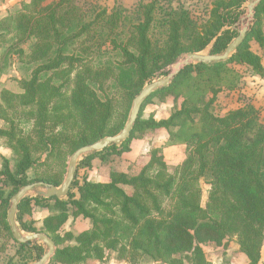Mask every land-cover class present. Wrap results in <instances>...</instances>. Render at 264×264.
Here are the masks:
<instances>
[{"label": "trees", "instance_id": "obj_1", "mask_svg": "<svg viewBox=\"0 0 264 264\" xmlns=\"http://www.w3.org/2000/svg\"><path fill=\"white\" fill-rule=\"evenodd\" d=\"M246 2L216 0L202 24L173 0H141L133 11L88 2L82 8L77 0H29L19 11L2 18L0 39L14 36L3 59L8 63L17 55L16 61L25 59L35 68L28 79L21 80V93L5 89L0 95V120L6 123L0 128V139L6 140L15 157L13 165L4 158L0 171V226L11 236L7 221L10 199L23 186L63 184L58 179L28 180L27 172L41 161L36 157L39 152L48 160L58 156L67 143L71 155L119 134L125 126H111L116 113L113 90L126 96V114H130L131 102L144 86L181 56L201 53L209 46L211 55L224 53L238 36L231 27L239 21ZM82 38L86 48L76 53L71 47ZM28 42L29 54L21 46ZM252 42L264 56V0L255 8L246 40L227 62L184 68L170 87L147 99L127 142L85 157L78 167L91 168L93 159H104L109 153L121 156L130 152L138 132L160 129L169 131L172 144L186 146L182 163L168 165L155 148L137 175L112 170L107 183L86 177L80 183L76 177L67 200L38 196L21 202L19 229L43 233L56 246L62 245L59 230L68 221L70 209L74 217L92 222L90 231L76 237L68 234L75 244L58 248L51 264H102L112 253L119 261L133 264L141 258L174 264L178 256L191 264H210L202 246H222L233 237L248 264H263L264 121L253 106L225 115L210 109L221 91L215 85L232 86L241 77L232 64L247 66L264 78L263 57L252 51ZM94 55L106 61L96 66L90 62ZM71 86L65 106L59 104L65 87ZM185 88L184 102L167 119H142L144 108L155 97ZM27 119L34 124L25 133L20 123ZM149 170L154 172L149 174ZM202 180L210 187L205 205ZM6 186L12 189L8 197ZM32 202L58 210L44 219L42 230L24 220L23 208ZM19 246L30 249L27 244ZM32 247L39 260L45 254L43 247Z\"/></svg>", "mask_w": 264, "mask_h": 264}, {"label": "rangeland", "instance_id": "obj_2", "mask_svg": "<svg viewBox=\"0 0 264 264\" xmlns=\"http://www.w3.org/2000/svg\"><path fill=\"white\" fill-rule=\"evenodd\" d=\"M29 0H0V20L9 15H12L19 11L23 5V3ZM58 0H48V2H53ZM80 3V6L83 8V3H95L100 4L102 6L108 7L112 9L114 7H122L127 9L128 11H133L134 8L139 4L141 0H77ZM174 5H182L186 10L189 11L192 19L198 24H202L209 17L210 11L213 7V3L216 0H173ZM256 0H247V2L240 9L241 16L239 21L234 25L236 27V31L239 34V31L243 29L246 24L252 25L253 21L247 20V16L249 14L248 5ZM234 26L231 27L234 29ZM13 35H7L6 37L0 39V95L3 90H9L16 94L21 93L20 83L23 79H28L31 75V71L35 68V65H29V62H26L25 59L23 61H16L17 55H13L8 63L5 62L3 56L9 45L13 42ZM22 48L29 54V46L30 42L21 45ZM77 53L82 48H86V45L83 44V38L80 42L71 47ZM211 46H209L205 51L201 52V54H210L209 51ZM251 49L254 53L263 57L264 64V56L263 52L259 48V46L255 43H251ZM187 55H183L179 58L178 62L184 60ZM92 62L94 65H99L100 63L106 61V59H100L98 56L94 55ZM116 61V60H115ZM177 62V63H178ZM176 63V64H177ZM176 64L166 68L163 73L158 74V76L153 80L162 79L168 74H170ZM194 65V64H193ZM232 69L234 68L238 71L241 77L237 82H234L232 86H228L227 84H216V88H219L221 91L219 92L215 104L210 107L211 111L217 115H225L231 110L238 109L240 107L245 106H253L260 114L261 118L264 121V78L257 76L253 73L252 69L238 64H232ZM62 76V75H61ZM60 77V76H59ZM215 80H212V87ZM152 82V81H151ZM150 83V82H149ZM148 84V83H147ZM146 84V85H147ZM71 88L68 89L65 87L64 96L62 100H60L61 105L65 106L68 101V97L71 94ZM183 88V87H182ZM188 88L181 89L180 92L169 94L168 96L162 98L161 96H157L153 99V101L144 108L142 119L147 120L149 118H154L157 121L167 119L173 110L176 107H180L184 102V92H186ZM184 91V92H183ZM101 96V93H99ZM115 102L116 113L114 116V120L111 123V126H118L127 123L129 118L128 111V99L126 96L122 95L120 91L113 90V96ZM132 105V102H131ZM12 113H10L11 115ZM23 114V112L21 113ZM60 114H65V112L61 111ZM20 118V117H19ZM28 120V119H27ZM16 121V120H15ZM18 122V117H17ZM34 124V120L31 121H23L20 123V128L25 132H30L32 126ZM6 123L0 120V128L5 127ZM173 132H175L173 130ZM63 150H61L58 156L51 157L50 159H46V155L43 153H38L36 155L37 158H41L40 163L34 167L33 169L27 172V178L29 181L34 179H58L63 183L66 174L68 163L71 155L69 154L68 144L65 143L63 145ZM159 149L168 165L176 166L184 161L186 158V146L185 145H176L170 142L169 131L165 129H160L156 131H145L138 132L135 135V139L131 142V151L124 153L119 156L116 153H109L105 155V158L96 157L92 161L91 168L85 167V165H81L78 167L76 177H78V181L83 183V179L86 177L89 181L95 183H107L109 181V175L112 170L121 171L128 173L129 175H137L139 174L144 167L149 163L151 158V152L153 149ZM4 158L10 159L12 165L15 164V157L13 151L9 148L5 139H0V171L3 169ZM84 160V158L82 159ZM80 161V163L82 162ZM79 163V164H80ZM80 168V169H79ZM154 171L149 170L148 173L151 174ZM75 177V180H76ZM200 186L202 189V204L205 205L208 198V193L210 190L209 185L202 180L200 182ZM5 188V197H8L12 189L10 187ZM127 192H131L130 188H126ZM45 190H35L34 192L29 194V198H36L40 195V192H44ZM75 194H77V190L75 189ZM14 196V195H12ZM12 198V197H11ZM63 200H67L64 198ZM11 201V199H10ZM167 203L166 205H168ZM24 211V220L27 225H32L39 230L43 228L44 219L55 215L58 213V210L51 205L48 209H43L34 205V202L31 205H27L23 208ZM73 210L70 209V217L68 221L61 227L59 230V235L63 238V242L61 246H57L58 248H63L66 246H71L75 244V240L71 239V235L76 237L78 234L84 231H90L92 228V222L89 219H84L83 217H74L72 215ZM19 226V224H18ZM22 231V230H21ZM12 233V232H11ZM23 235H30L31 233H27L22 231ZM68 234H71L70 236ZM13 237V235L11 234ZM10 234L5 231L0 226V264H32L38 261L36 255V249H32L35 244L38 246H42L44 252L47 251L46 246L40 242H34L30 249H21L19 243L12 239ZM204 250V254L206 260L210 262V264H248V260L246 256L241 253L240 247L238 244V240L236 237L230 238L225 241L222 246H217L215 244H206L202 246ZM262 260L261 262L264 264V244L262 248ZM111 258L117 259V254H110L107 261ZM178 256L175 260L174 264H191L187 258ZM127 264H133L128 261ZM95 263L92 262L90 264ZM102 263V264H104ZM51 264V261L48 263ZM53 264V263H52ZM55 264V263H54ZM136 264H166L164 262H155L148 258H141Z\"/></svg>", "mask_w": 264, "mask_h": 264}, {"label": "water", "instance_id": "obj_3", "mask_svg": "<svg viewBox=\"0 0 264 264\" xmlns=\"http://www.w3.org/2000/svg\"><path fill=\"white\" fill-rule=\"evenodd\" d=\"M261 2L262 0H256L248 5L250 21L254 20L255 8ZM250 26V24H247L241 31H239L238 36L231 42L224 53L217 55L189 53L184 60L176 64L170 74L162 79L152 81L145 85L141 92L134 98L128 121L119 134L115 136H107L91 145L83 146L71 155L68 163L66 178L60 187L49 185L44 182H35L23 186L11 198V206L7 215V221L9 223L14 240L19 244H27L30 246L34 242H40L43 243L47 248L45 254L38 261L32 264H48L54 258L57 251V246L51 238L43 233L23 235L17 223V213L21 202L35 190H45L44 192H40V195L44 198H57L60 200L67 198L74 183L79 163L83 158L93 153L102 152L110 146L119 147L123 143L127 142L131 137L134 127L140 117L142 108L148 98H150L155 92L170 87L173 79L186 67H189L193 64H217L227 62L246 40ZM234 29H236L235 26Z\"/></svg>", "mask_w": 264, "mask_h": 264}, {"label": "crops", "instance_id": "obj_4", "mask_svg": "<svg viewBox=\"0 0 264 264\" xmlns=\"http://www.w3.org/2000/svg\"><path fill=\"white\" fill-rule=\"evenodd\" d=\"M93 264H100V263L95 262ZM104 264H127V263L126 262H121L119 260H115L114 258H111L108 262H106Z\"/></svg>", "mask_w": 264, "mask_h": 264}, {"label": "bare ground", "instance_id": "obj_5", "mask_svg": "<svg viewBox=\"0 0 264 264\" xmlns=\"http://www.w3.org/2000/svg\"><path fill=\"white\" fill-rule=\"evenodd\" d=\"M246 19H247V20H248V19L250 20V16H249V14H248V16H247V18H246ZM246 25H247V24H246ZM246 25H245V26H246ZM245 26H244V27H245Z\"/></svg>", "mask_w": 264, "mask_h": 264}]
</instances>
